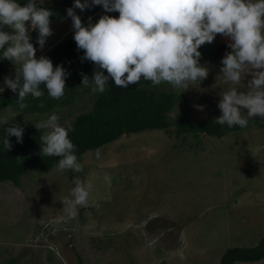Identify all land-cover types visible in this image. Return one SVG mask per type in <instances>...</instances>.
<instances>
[{"label": "rangeland", "instance_id": "1", "mask_svg": "<svg viewBox=\"0 0 264 264\" xmlns=\"http://www.w3.org/2000/svg\"><path fill=\"white\" fill-rule=\"evenodd\" d=\"M75 10L85 24L105 14L100 5ZM72 24L68 15L51 22L53 34L37 48V58L73 36ZM200 51L208 77L188 90L175 89L189 93L194 120L220 116V93L231 86L218 77L222 57L231 51L227 38L217 34ZM15 68L0 75V86L6 75L14 77ZM251 78L249 73L244 83ZM151 86L174 89L167 83ZM96 93L53 111L66 125L91 106ZM181 105L178 100L173 117ZM51 112L0 108L13 117L9 122L39 121ZM263 119L257 115L246 128L222 137L202 134L200 144L160 129L124 134L88 150L78 159L81 172L55 166L28 172L20 185L0 180V264H218L227 248L257 244L264 236V128L257 123ZM75 176L92 189L88 203L73 215L63 203ZM234 264H264V258Z\"/></svg>", "mask_w": 264, "mask_h": 264}, {"label": "clouds", "instance_id": "2", "mask_svg": "<svg viewBox=\"0 0 264 264\" xmlns=\"http://www.w3.org/2000/svg\"><path fill=\"white\" fill-rule=\"evenodd\" d=\"M43 4L44 0H27L24 4L21 0H0V60L16 65L14 77L5 76L0 93L6 88L17 93L21 109L27 106L26 97L39 98L45 88L50 97L61 98L70 75L63 63L54 65L46 55L37 58L30 31H38L41 49L53 34V12ZM97 5L105 14L95 23L89 17L85 24L75 10ZM116 11L118 17L107 14ZM67 15L73 21L77 48L84 50L82 59L94 62L92 77L82 74V85H91L94 92L103 93L110 79L123 88L143 80L153 86L167 83L174 89L188 90L209 75V68L201 63V46L222 34L231 51L222 57L218 77L231 86L220 93L218 107L222 114L215 121L246 127L255 116L264 118V0H74ZM249 73L252 78L245 84ZM12 118L0 114V127ZM34 124L43 130L41 155L59 156V170H83L69 128L60 122L56 111ZM4 131L5 149H11L9 137L13 135L23 142L25 129L21 124L14 123ZM96 155L100 156L99 149ZM104 179L111 182L107 173ZM72 184L63 204L74 215L78 205L88 203L92 183L75 176Z\"/></svg>", "mask_w": 264, "mask_h": 264}, {"label": "trees", "instance_id": "3", "mask_svg": "<svg viewBox=\"0 0 264 264\" xmlns=\"http://www.w3.org/2000/svg\"><path fill=\"white\" fill-rule=\"evenodd\" d=\"M26 2L27 0H21L22 4ZM43 6L52 10L51 22H53L67 16V8L74 6V0H51ZM109 15L118 17L119 12H110ZM30 35L34 46L38 48V31H31ZM83 51L77 48L73 35L56 43L45 54L52 59L54 65L63 63L70 72L66 78L65 94L61 98L50 97L45 88L44 95L39 98L31 95L26 97L24 103L27 106L21 109L17 93L7 88L0 93V108L13 106L26 115H41L71 107L80 98L86 97L92 91V87L82 85V74L92 77L95 65L92 61L82 59ZM13 65L14 63L10 60H0V75L7 74ZM41 87H44V84ZM178 100H182V105L176 117H173L171 112ZM90 103L89 108L81 109L70 123L64 125L69 128V136L76 145L75 152L78 159L88 150L99 148L119 139L124 134L160 129L174 133L183 142L192 136L196 139V143L200 144L202 134L222 137L229 132L246 128L252 120H249L246 127L221 125L213 116H203L194 120L192 118L194 103L187 91L156 88L152 87L149 81L143 80L130 83L127 88H123L116 86L114 79H110L106 90L103 93L97 92ZM36 122L38 121L25 119L11 121L4 125V128H7L14 123H19L25 129L22 143L18 142L14 135L9 137L12 143L10 150L3 147L5 131L3 127H0L1 181L9 180L15 185H20L22 177L28 172H45L57 165L59 156L41 155L40 134L43 130L35 127ZM257 123L264 128V119L257 120ZM262 258H264V236L253 246L227 248L220 256L218 264L258 261Z\"/></svg>", "mask_w": 264, "mask_h": 264}, {"label": "crops", "instance_id": "4", "mask_svg": "<svg viewBox=\"0 0 264 264\" xmlns=\"http://www.w3.org/2000/svg\"><path fill=\"white\" fill-rule=\"evenodd\" d=\"M31 32V31H30Z\"/></svg>", "mask_w": 264, "mask_h": 264}]
</instances>
